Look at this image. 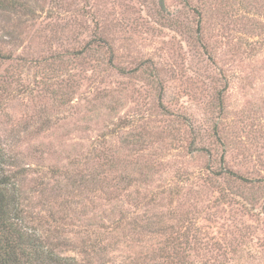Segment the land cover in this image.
I'll use <instances>...</instances> for the list:
<instances>
[{"label":"rangeland","instance_id":"1","mask_svg":"<svg viewBox=\"0 0 264 264\" xmlns=\"http://www.w3.org/2000/svg\"><path fill=\"white\" fill-rule=\"evenodd\" d=\"M17 1L0 144L58 251L264 264V0Z\"/></svg>","mask_w":264,"mask_h":264},{"label":"trees","instance_id":"2","mask_svg":"<svg viewBox=\"0 0 264 264\" xmlns=\"http://www.w3.org/2000/svg\"><path fill=\"white\" fill-rule=\"evenodd\" d=\"M15 1L0 0L1 14L16 13ZM2 55L8 56L2 54L0 45ZM221 161L224 162L223 155ZM219 172L235 175L227 169ZM22 173L23 168H19L16 159L0 144V264H81L75 255L60 253L54 241L48 240L52 238L39 225V217L25 204Z\"/></svg>","mask_w":264,"mask_h":264}]
</instances>
